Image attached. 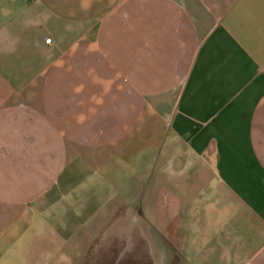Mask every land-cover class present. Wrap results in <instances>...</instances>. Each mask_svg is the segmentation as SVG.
Here are the masks:
<instances>
[{
    "label": "crops",
    "instance_id": "obj_1",
    "mask_svg": "<svg viewBox=\"0 0 264 264\" xmlns=\"http://www.w3.org/2000/svg\"><path fill=\"white\" fill-rule=\"evenodd\" d=\"M49 252L264 264V0H0V260Z\"/></svg>",
    "mask_w": 264,
    "mask_h": 264
},
{
    "label": "rangeland",
    "instance_id": "obj_2",
    "mask_svg": "<svg viewBox=\"0 0 264 264\" xmlns=\"http://www.w3.org/2000/svg\"><path fill=\"white\" fill-rule=\"evenodd\" d=\"M34 255L35 254L28 259H8L6 256V258L0 260V264H73L77 261H80V263L84 261L83 257L80 258V260L58 258V254H54L53 252H49L45 259L39 257L37 258L36 255ZM174 259L179 262L182 259V255L179 252L174 251ZM126 262H128L126 255L124 257L114 259V264H126Z\"/></svg>",
    "mask_w": 264,
    "mask_h": 264
},
{
    "label": "built area",
    "instance_id": "obj_3",
    "mask_svg": "<svg viewBox=\"0 0 264 264\" xmlns=\"http://www.w3.org/2000/svg\"><path fill=\"white\" fill-rule=\"evenodd\" d=\"M45 42H46V43H49V42H50V39H46Z\"/></svg>",
    "mask_w": 264,
    "mask_h": 264
}]
</instances>
